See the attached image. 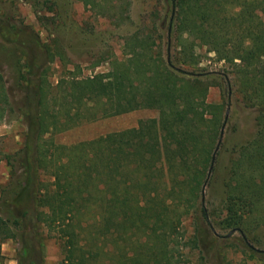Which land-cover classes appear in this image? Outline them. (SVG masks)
Returning a JSON list of instances; mask_svg holds the SVG:
<instances>
[{
	"label": "trees",
	"instance_id": "trees-1",
	"mask_svg": "<svg viewBox=\"0 0 264 264\" xmlns=\"http://www.w3.org/2000/svg\"><path fill=\"white\" fill-rule=\"evenodd\" d=\"M171 2L167 45L176 60L147 54L146 39L109 72L62 78L56 94L46 78L54 51L30 25L0 16V35L22 63L27 124L7 155L11 179L0 196V238L20 241L18 264H44V231L60 241L54 264H234L230 247L245 264L264 262L253 238L264 227V0ZM198 46L234 65L237 88L257 111L256 134L232 161L221 218L203 202L220 120L201 78L213 74L184 68ZM140 108L160 115L89 140H55L84 121Z\"/></svg>",
	"mask_w": 264,
	"mask_h": 264
},
{
	"label": "rangeland",
	"instance_id": "rangeland-1",
	"mask_svg": "<svg viewBox=\"0 0 264 264\" xmlns=\"http://www.w3.org/2000/svg\"><path fill=\"white\" fill-rule=\"evenodd\" d=\"M172 9L171 0H101L90 4V7L80 0H0L2 19L17 24L23 21L30 25L54 51L52 61L47 59L46 63V78L53 94L57 93L55 85L62 78L109 72L114 61H122L133 49H141L139 43L146 39L147 54L169 61L175 54L174 48L170 50L167 45L171 36ZM261 18L264 20L263 14ZM195 54L194 60L185 64L184 68L197 75L201 72L213 74L212 77L201 79L208 84L206 101L217 106L216 115L220 120L218 141L224 126L213 171L203 188L205 206L215 218H221L219 216L224 215L223 202L232 161L238 157L240 146L255 136L258 128L257 111L244 98L241 89L237 88L233 64L218 60L216 54L205 46L196 47ZM175 56L173 58L176 60ZM18 57L16 45L0 35V69L4 77V84H0V196L1 187L6 186L11 179L7 155L21 147L27 129L22 114L24 91L18 85L22 68ZM159 115L158 109L140 108L94 121L88 120L56 134L55 140L65 144L89 140L109 132L136 127L140 120L158 118ZM208 116H213V113H208ZM46 178L52 179L51 176ZM220 231L222 234L228 233L226 230ZM233 236H239V233ZM43 237L44 264H54L62 257L60 241L54 237L48 238L46 231ZM253 238L258 246H264V227L257 229ZM229 242L237 240L234 238ZM20 246V241L16 239L0 238V264H18ZM211 252L217 254L219 251L214 248ZM227 256L233 258L234 264H245L241 252L235 247L227 250ZM212 264L218 262L215 260Z\"/></svg>",
	"mask_w": 264,
	"mask_h": 264
},
{
	"label": "water",
	"instance_id": "water-1",
	"mask_svg": "<svg viewBox=\"0 0 264 264\" xmlns=\"http://www.w3.org/2000/svg\"><path fill=\"white\" fill-rule=\"evenodd\" d=\"M228 111H229V110H228ZM228 111H227V113H228ZM226 118H227V116H226ZM223 133H224V126L222 127L221 138H220V140H219V142H218V145H217V147H216V151L218 150V148H219V146H220V143H221V141H222ZM216 151H215V152H216ZM215 156H216V154H214V159H215ZM214 159H213V161H214ZM212 167H213V164H212ZM212 167H211V168H212ZM206 184H207V183H205L204 187L206 186ZM232 232H233V231H232Z\"/></svg>",
	"mask_w": 264,
	"mask_h": 264
}]
</instances>
